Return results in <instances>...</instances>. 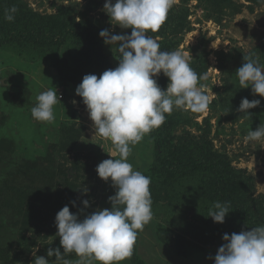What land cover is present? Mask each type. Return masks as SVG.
<instances>
[{"label":"rangeland","instance_id":"1","mask_svg":"<svg viewBox=\"0 0 264 264\" xmlns=\"http://www.w3.org/2000/svg\"><path fill=\"white\" fill-rule=\"evenodd\" d=\"M105 2L0 0V12L14 5L18 15L52 17L56 23L68 16L95 31L130 35L131 29L110 23ZM149 35L158 38L163 51L180 50L198 74L207 76L201 83L211 97L208 111L175 109L166 114L171 135L205 138L233 170L251 180L254 196H264V140H245L250 130L264 124V97L254 95L251 87L241 88L236 76L244 56L252 55L264 65V0H173L166 21ZM67 46L68 42L52 46L54 61L46 46L0 49V264H34V255L54 264L55 257L49 258L47 251L60 248L63 254L55 218L64 206L81 220L96 210L111 209L109 197L116 189L96 171L110 158L111 141L94 136L86 106L76 95L86 73L77 69ZM102 52L118 66L115 46L103 41ZM168 83L167 79L165 90ZM51 87L62 96L54 108L55 120L36 121L31 115L36 96ZM244 98L261 101L249 110L250 118L237 111ZM153 158V142L146 134L129 162L155 185L157 179L150 173ZM150 191L157 213L139 232L131 258L119 264H214L225 233L195 235L187 227L197 225L194 216L202 218L201 197L188 195L187 188L174 193L179 198L173 200L151 185ZM84 200L89 202L87 209ZM65 259L77 257L69 253Z\"/></svg>","mask_w":264,"mask_h":264},{"label":"clouds","instance_id":"2","mask_svg":"<svg viewBox=\"0 0 264 264\" xmlns=\"http://www.w3.org/2000/svg\"><path fill=\"white\" fill-rule=\"evenodd\" d=\"M172 6L173 0H106L104 4L110 23L131 29V34H113L107 29L99 33L106 45L115 46L118 66L99 77L85 75L76 95L86 106L94 136L111 141L110 158L102 161L96 171L103 181L111 180L116 192L109 197L110 210H96L82 220L68 206L57 213L55 224L63 254L60 248L48 249L47 256L55 257L54 264H119L131 258L139 232L153 219L151 177L129 162L134 146L159 128L166 114L175 109L196 113L209 109L211 97L201 83L207 76L198 74L180 50L163 51L158 38L149 35L160 29ZM17 12L14 5L6 8L4 19L14 21ZM243 58L245 62L236 71L241 88L251 87L254 95L264 97V65L252 55ZM161 73L169 81L166 90L157 82ZM57 104H61V96L55 87L40 92L31 108L32 118L52 123ZM260 104L258 99L244 98L237 111L250 118L249 110ZM245 140H264V124L250 130ZM83 205L87 209L89 202L84 200ZM229 207L230 202L217 201L207 217L223 224ZM222 239L214 264H264V226L224 234ZM69 253H75L77 259H65ZM34 257V264H50V259Z\"/></svg>","mask_w":264,"mask_h":264},{"label":"trees","instance_id":"3","mask_svg":"<svg viewBox=\"0 0 264 264\" xmlns=\"http://www.w3.org/2000/svg\"><path fill=\"white\" fill-rule=\"evenodd\" d=\"M52 19L33 14H15L14 21L8 22L4 19V12H0V49L9 46L18 51L20 46L26 47L27 44L46 46L49 47L50 60L54 61L57 55L52 46L68 42L70 59L86 75L95 74L99 77L104 71L116 68L103 54V41L95 27L77 24L68 16L58 23ZM72 80L76 81L75 76ZM157 82L164 89L167 77L161 73ZM149 135L154 156L150 173L158 183L154 185L151 182V188L163 191L171 200L179 198L174 194H179V189L187 188L188 195L193 192L202 199V218L194 216L197 225L187 226L192 228V234L199 235L207 231L218 234L223 231L231 235L264 226V196H254L251 180L233 170L226 157L215 152L209 141L203 137H174L165 122ZM217 201L230 202L229 213L223 224L214 223L207 217L209 209ZM152 210L157 213V210Z\"/></svg>","mask_w":264,"mask_h":264},{"label":"built area","instance_id":"4","mask_svg":"<svg viewBox=\"0 0 264 264\" xmlns=\"http://www.w3.org/2000/svg\"><path fill=\"white\" fill-rule=\"evenodd\" d=\"M61 98H62V96H61Z\"/></svg>","mask_w":264,"mask_h":264}]
</instances>
